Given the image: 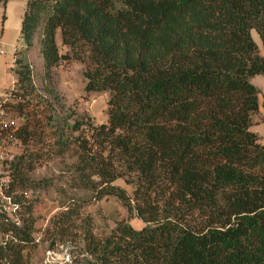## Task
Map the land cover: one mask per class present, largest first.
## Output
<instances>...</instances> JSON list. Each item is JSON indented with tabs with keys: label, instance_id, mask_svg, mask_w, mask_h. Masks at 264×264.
Returning a JSON list of instances; mask_svg holds the SVG:
<instances>
[{
	"label": "trees",
	"instance_id": "16d2710c",
	"mask_svg": "<svg viewBox=\"0 0 264 264\" xmlns=\"http://www.w3.org/2000/svg\"><path fill=\"white\" fill-rule=\"evenodd\" d=\"M253 31L264 45V0H27L20 38L39 48L48 76L74 60L85 91L109 96L108 121L96 126L50 94L55 146L76 151L79 186L95 201L115 198L144 224L122 221L105 239L87 230V257L71 264H264V143L252 130L260 92L251 83L264 77V57ZM14 72L10 111L24 124L0 141L27 146L44 97L30 100L26 56ZM42 160L29 151L2 161L22 213L18 225L0 210V264H26L37 249L28 175ZM78 214L70 206L50 219L51 251Z\"/></svg>",
	"mask_w": 264,
	"mask_h": 264
},
{
	"label": "rangeland",
	"instance_id": "374dc122",
	"mask_svg": "<svg viewBox=\"0 0 264 264\" xmlns=\"http://www.w3.org/2000/svg\"><path fill=\"white\" fill-rule=\"evenodd\" d=\"M26 9L27 0H10L6 5L0 6V41L5 52V56L0 62L3 65L4 60L9 62L14 58L12 72L16 83L18 81L14 72L16 60L26 56L27 61L31 62L36 93L30 100L35 104L38 97H44L42 100L40 99L41 103L37 108L39 114L36 117L41 126L36 129L35 139L27 146L17 140L11 141V143L6 141V145L11 151L4 152L3 159L11 161L29 151L43 153L42 162L34 172L28 175L30 188L27 197L36 201L35 217L38 218L40 231L34 235L38 245L37 249L29 254L26 264H46L47 253L52 249L53 237L50 235L46 238L43 231L53 216L64 213L70 206L79 209V214L73 218L68 236L56 244L54 251L60 254V247L69 248L74 260L72 263H76L78 258L80 259V255L82 257L87 255L83 256L85 250L83 239L87 230L96 238L105 239L122 221L129 223L136 230L141 229L144 224L130 215L128 210L115 198L104 199L101 202L95 201L90 192L79 186L80 182L76 172L78 163L76 151L61 154L55 146L57 140V136L54 134L55 130L47 124V117L51 114V108L47 101L55 103L57 100H54V97L51 98L50 94L58 96L61 99L60 105H65L69 109V113L73 111L78 116L83 115L90 118L96 126L108 121L109 96L85 91L84 65L74 60H61L48 76L39 48L26 50V45L20 38ZM253 35L261 45L257 32L253 31ZM16 50L18 56L15 57ZM68 51V48L63 47L61 54L64 55ZM16 83L7 90L8 98L5 105L9 110V116L5 117L7 118L5 122L14 123V126H22L24 124L22 117L18 113L10 111V108L18 103V99L14 97V91H17L18 88ZM251 83L264 95V77H254L251 79ZM0 170L5 174L8 172L6 166H1ZM117 185L130 195L132 194L133 186L130 183L120 180ZM82 201H84V205ZM79 204L83 206L78 208Z\"/></svg>",
	"mask_w": 264,
	"mask_h": 264
},
{
	"label": "built area",
	"instance_id": "2783aa9c",
	"mask_svg": "<svg viewBox=\"0 0 264 264\" xmlns=\"http://www.w3.org/2000/svg\"><path fill=\"white\" fill-rule=\"evenodd\" d=\"M0 56L4 57L5 52L2 49L1 41H0ZM4 103H0V135L4 133V131L9 130L14 126V123H6L2 122L4 119L6 112L4 111L3 105ZM6 141V140H5ZM3 153H0V169L3 161ZM9 188V177L2 173L0 170V210L7 214L9 218H11L18 225L21 224V213L22 207L16 203L12 196L7 194V190ZM60 254H57L55 251H48L47 253V261L46 264H69L72 263V255L69 248L60 247Z\"/></svg>",
	"mask_w": 264,
	"mask_h": 264
},
{
	"label": "crops",
	"instance_id": "0c3cea01",
	"mask_svg": "<svg viewBox=\"0 0 264 264\" xmlns=\"http://www.w3.org/2000/svg\"><path fill=\"white\" fill-rule=\"evenodd\" d=\"M252 37L255 43L258 45L261 51V55L264 57V45L262 41L260 45L258 41L255 39L253 32H252ZM2 58L3 57L0 56V60ZM13 66H14V58L9 62L4 60L3 65L0 62V103L6 102L8 98L7 90L11 86L13 87L16 83L15 77L12 72ZM6 116H9V114L6 113L5 117ZM5 117L4 119H2V122L3 121L5 122V120L7 119ZM252 130L260 136L262 143H264V95H262V93H260V114L256 117V119L254 118ZM6 151H11V150L7 147L6 141L1 140L0 153H4Z\"/></svg>",
	"mask_w": 264,
	"mask_h": 264
}]
</instances>
